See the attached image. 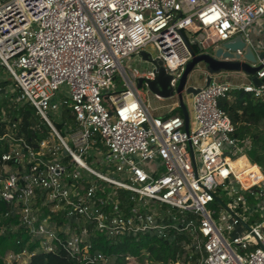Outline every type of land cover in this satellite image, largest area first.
<instances>
[{
    "label": "built area",
    "instance_id": "2783aa9c",
    "mask_svg": "<svg viewBox=\"0 0 264 264\" xmlns=\"http://www.w3.org/2000/svg\"><path fill=\"white\" fill-rule=\"evenodd\" d=\"M263 24L264 0H0V69L13 82L2 86L0 75V201L19 221L13 230L30 237L20 252L0 250L2 264H29L36 253L60 250L81 264H111L91 253L95 232L113 239L182 232L192 238L185 248L197 264H264V173L246 153L251 142L234 137L220 107L236 89L264 99V83L239 88L214 76L193 96L188 133L183 116H152L138 81L154 80V68L140 73L125 66L154 44V59L176 91L193 60L189 45L217 48L241 38L245 48L226 60L250 63V47L263 80ZM62 86L69 97L57 100ZM18 104L33 106L51 128L38 147L9 125ZM64 107L76 121L70 144L48 115ZM100 146L107 150L99 163L104 170L84 160ZM241 161L250 167L237 166ZM220 189L229 200L216 219L208 206L219 201ZM119 191L130 194V207L122 208ZM244 192L262 197L258 220Z\"/></svg>",
    "mask_w": 264,
    "mask_h": 264
},
{
    "label": "trees",
    "instance_id": "16d2710c",
    "mask_svg": "<svg viewBox=\"0 0 264 264\" xmlns=\"http://www.w3.org/2000/svg\"><path fill=\"white\" fill-rule=\"evenodd\" d=\"M194 51H198L193 46ZM9 82H2L6 86ZM19 91L16 90V95ZM221 109L229 116L235 127L234 137L239 141L249 140L251 149L249 156L252 163L257 164L264 173V99L255 98L253 94L246 93L243 89L233 90L230 95L220 101ZM62 121H53L55 128L62 137H66L70 128L76 130L75 115L69 107L62 110ZM182 116V111L179 112ZM15 124V133L23 137L34 147L50 136L51 128L37 114L36 109L30 104H18L13 112H10L9 125ZM4 149L0 146V152ZM68 159L66 158L65 161ZM98 183L100 180L95 178ZM86 186V183L83 184ZM108 187L99 191L100 195L108 193ZM118 199L122 208L131 206L129 193L126 191L118 192ZM12 206L0 201V250L5 253L12 250L22 251L30 237L22 228L17 231L13 227L19 223L12 213ZM9 213V215H7ZM12 213V214H11ZM58 225L64 226L65 221L56 219ZM251 221H254L251 220ZM92 232L93 226L87 225ZM92 244L91 253H102L112 260L111 264H129L128 258H133L139 264H197L198 257L187 250L186 244L192 242V238L187 233L170 232L167 237L159 236L154 233L125 235L116 239L109 238L101 232H95L89 237ZM36 244L30 245V250L36 248ZM0 264L2 261L0 260ZM29 264H81L73 260L70 255L60 250L56 253L39 252L34 254Z\"/></svg>",
    "mask_w": 264,
    "mask_h": 264
},
{
    "label": "water",
    "instance_id": "95a60500",
    "mask_svg": "<svg viewBox=\"0 0 264 264\" xmlns=\"http://www.w3.org/2000/svg\"><path fill=\"white\" fill-rule=\"evenodd\" d=\"M200 39L203 40V36L200 35ZM193 60L186 66V69L179 81L176 91L171 88L170 83L172 77L167 74L163 67V62L158 59H154L147 52H141L140 56L143 60L151 62L154 66L155 78L152 81L139 79L138 88H143L144 82L148 84V89L154 94L160 96L162 99L176 98L179 103V109L182 111V116L185 122V131L189 133L191 124V115L187 105L184 102V94L195 96L201 90V87L189 85V80L193 72L199 68L200 72L205 77V86H209L214 76H219L223 72L241 73L249 77L250 82L256 87H261L264 83V79H258L256 73L263 68V65L254 67L252 64L257 62V59L250 47L247 48L245 59L250 63L226 60L232 59L234 53L239 49L245 48V43L241 38H236L232 41L226 42L220 47L215 48L211 46L204 49L201 45L197 46V52L193 47L189 45ZM260 58H263L261 56ZM192 151V148L190 146ZM193 155V151H192Z\"/></svg>",
    "mask_w": 264,
    "mask_h": 264
},
{
    "label": "rangeland",
    "instance_id": "374dc122",
    "mask_svg": "<svg viewBox=\"0 0 264 264\" xmlns=\"http://www.w3.org/2000/svg\"><path fill=\"white\" fill-rule=\"evenodd\" d=\"M264 25V24H263ZM147 53L151 54V56L154 58L157 56V49L154 46V44H150L147 46ZM125 66H127L128 68L131 69H137L140 73H146L150 70H152L154 68L153 64L151 62L145 61L143 60V58L140 55L134 56L131 60H126L125 61ZM0 75H1V79L8 81V86H12L13 87V82L11 81L10 76L8 75V73L6 72L5 69L1 68L0 69ZM216 80L218 82H228L230 83L232 86L235 87H243L244 85H248L250 83L249 77L245 76L244 74L241 73H233V72H223L221 75L217 76ZM189 85H193V86H197V87H204L205 86V77L203 75V73L200 72L199 68L196 69L195 72H193V74L191 75V78L189 80ZM7 89H10L9 87H7ZM123 89V84L121 82L117 83V89L116 91L119 92ZM144 97L146 102L148 103L149 109L151 110L152 114L156 117L159 116L162 118H165L167 116L170 115H181L179 112V109H177L176 106V102L177 99L176 98H171V99H163V100H159L156 98V96L148 89V88H142ZM69 97V90L67 86H62L59 90V92L57 93V100H63V99H67ZM184 102L187 105L190 115H191V120H193V113H194V100H193V96H190L188 94H184ZM165 109V110H163ZM162 111H167L166 114L164 115H160V113ZM48 115L51 117V119L53 121L56 122H61L62 121V112L60 111V113H54L52 111L48 112ZM66 138L68 139V143L70 144V138L67 135ZM56 141V139H55ZM100 151L101 153H99V151H91L89 152L85 157L84 160L90 164L91 166H93L95 169L97 170H104V166H99V163L101 161V159L103 158V156L106 153V149L103 146H100ZM250 150V149H249ZM249 150L246 151L249 159ZM63 155V153H62ZM251 161V160H250ZM68 164H71V160L68 159ZM111 167L112 164L110 165ZM243 166V165H242ZM244 167V166H243ZM216 196L219 197V201L208 206L210 210L215 211V218L218 219L221 215V211L223 208V205H225L228 202V195L226 194L225 190H219L216 192ZM243 195L245 196L248 206L251 209H256V219H259V214H258V210L260 209V207L258 205H260L262 197L260 196L259 198L256 199V197H252L251 196V192H244ZM222 203V204H221ZM164 208H162L161 211H163ZM252 220V219H251ZM129 264H139L137 263L135 260H129ZM150 264V263H147ZM178 264V263H177Z\"/></svg>",
    "mask_w": 264,
    "mask_h": 264
},
{
    "label": "crops",
    "instance_id": "0c3cea01",
    "mask_svg": "<svg viewBox=\"0 0 264 264\" xmlns=\"http://www.w3.org/2000/svg\"><path fill=\"white\" fill-rule=\"evenodd\" d=\"M263 39H264V37H263ZM257 40H259V37L255 36V37H254V41H257ZM156 98H157V97H156ZM157 99H158V98H157ZM159 100H163V99H159ZM178 104H179V103H178V101H177V102H176V106H175L177 109H179ZM163 110H165V109H163ZM150 112H151V110H150ZM166 113H167V111H165V112L162 111V112L160 113V115H164V114H166ZM151 114H152V112H151ZM177 115H178V114H177ZM177 115H173V114H172V115L167 116V117H165V118L173 117V116H177ZM152 116L155 117L153 114H152ZM155 118H159V116H158V117L156 116ZM160 118H162V117H160ZM245 177H246V176H244V178H245Z\"/></svg>",
    "mask_w": 264,
    "mask_h": 264
},
{
    "label": "bare ground",
    "instance_id": "6f19581e",
    "mask_svg": "<svg viewBox=\"0 0 264 264\" xmlns=\"http://www.w3.org/2000/svg\"><path fill=\"white\" fill-rule=\"evenodd\" d=\"M244 166L246 169H248L250 166L248 165V163L246 161H241V162H238L237 163V166ZM243 180L245 182V185H249L250 184V181L245 177H243Z\"/></svg>",
    "mask_w": 264,
    "mask_h": 264
}]
</instances>
